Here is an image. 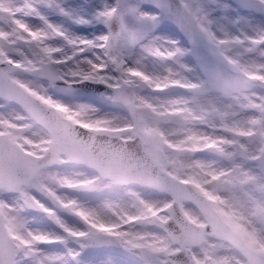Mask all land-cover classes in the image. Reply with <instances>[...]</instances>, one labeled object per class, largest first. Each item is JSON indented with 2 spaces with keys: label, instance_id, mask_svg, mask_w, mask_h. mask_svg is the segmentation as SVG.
I'll return each instance as SVG.
<instances>
[{
  "label": "rangeland",
  "instance_id": "obj_1",
  "mask_svg": "<svg viewBox=\"0 0 264 264\" xmlns=\"http://www.w3.org/2000/svg\"><path fill=\"white\" fill-rule=\"evenodd\" d=\"M182 1L223 57L177 32L168 0H0V62L16 64L11 78L72 122L127 139L142 130L150 156L189 182L264 254V12L259 0ZM113 14L120 16L122 32L109 46ZM160 38L167 41L159 48L164 63L154 75L148 64L155 56L140 57L136 49ZM53 78L104 82L116 91L103 102L67 99L51 89ZM226 109L248 112L239 118L225 115ZM249 130L254 133H237ZM0 134L37 155L51 139L22 106L1 96ZM207 144L219 156L198 155L197 148ZM113 191L123 205L106 216L107 208L99 211L95 203ZM171 201L170 193L63 165L44 166L12 190L0 188L15 264H137L90 251L91 239L103 234L127 247L146 246L164 259L178 247L153 219L165 220ZM182 205L191 221L206 222L198 208ZM191 250L200 263L207 257L212 264H248L241 250L215 235Z\"/></svg>",
  "mask_w": 264,
  "mask_h": 264
},
{
  "label": "water",
  "instance_id": "obj_2",
  "mask_svg": "<svg viewBox=\"0 0 264 264\" xmlns=\"http://www.w3.org/2000/svg\"><path fill=\"white\" fill-rule=\"evenodd\" d=\"M169 9L176 21L179 34L189 42L204 47L211 53L217 51L197 25L181 0H169ZM121 20L114 15L108 26L107 41L114 45L121 34ZM16 65L4 61L0 63V96L22 105L30 115L52 134L49 146L43 155H35L24 150L17 143L0 135V188L12 190L25 185L46 165H67L88 167L103 176L125 185H149L159 191L173 194V202L166 212L170 217L163 221L155 218L159 230L167 232L175 245L181 248L167 254L161 260L157 253L144 246L127 247L110 235L94 237L89 249L106 251L140 264H199L192 255L190 245H198L205 235L215 234L241 248L250 264H264V255L250 249L245 242L223 221L221 216L189 183L174 179L164 171L144 149L146 136L138 130L133 139L109 136L81 124H75L61 116L53 107L46 106L28 93L10 76ZM50 85L60 96L73 100L104 101L107 93L115 92V87L100 82H69L52 79ZM264 90V84H263ZM149 91H154L149 89ZM198 154L217 156L219 151L212 146L198 149ZM69 156L62 160L60 155ZM180 199L197 206L205 217V224H195L184 212ZM0 264H15L14 241L9 235L0 214ZM204 264H210L208 259Z\"/></svg>",
  "mask_w": 264,
  "mask_h": 264
},
{
  "label": "bare ground",
  "instance_id": "obj_3",
  "mask_svg": "<svg viewBox=\"0 0 264 264\" xmlns=\"http://www.w3.org/2000/svg\"><path fill=\"white\" fill-rule=\"evenodd\" d=\"M154 33H156V32H154ZM161 38H160L161 41L159 40L158 42L152 41L151 39L146 40L144 42V44H139L140 47L138 49H136V52L140 53V54H138L140 57H143L145 55H150L153 58L155 56L152 59L153 62L148 64L149 68L152 69L154 75H157V69L162 66V63H164L163 59L161 58V55L159 53V48H162L163 46L165 47L166 46L165 44L167 43V41L163 42ZM168 39L169 38L166 37V40H168ZM160 44H163V46ZM149 59H151V58H149ZM127 76L132 77L135 75H133V73H132V74H128ZM127 82H130V81H127ZM208 100H210V101L213 100V97H211ZM210 101H208L207 103H210ZM79 106L83 110V112H88L90 110L87 105H79ZM240 112L236 111L234 113L229 109H226L224 111L225 115H233L234 117H237L235 115V114H237L239 118L246 116L247 115L246 112H248V111L246 110L244 112V111L240 110ZM242 139H246V138H242ZM145 197L146 196L144 195L143 198H145ZM133 198L137 199V197H133ZM97 201H98V203H95V209H97V210L99 209V211H102V208H105V209L107 208V210L102 211V214H104L106 216L111 215L112 212L115 213V212L119 211V209L123 205V200H121V197L117 196L114 191L111 193H105L104 195H101L99 197V199L96 200V202ZM93 204H94V202H93ZM191 212L193 213V211H191Z\"/></svg>",
  "mask_w": 264,
  "mask_h": 264
},
{
  "label": "snow or ice",
  "instance_id": "obj_4",
  "mask_svg": "<svg viewBox=\"0 0 264 264\" xmlns=\"http://www.w3.org/2000/svg\"><path fill=\"white\" fill-rule=\"evenodd\" d=\"M259 4L261 5V11L264 12V0H259ZM145 7H147V5H145ZM94 15H98V14H94Z\"/></svg>",
  "mask_w": 264,
  "mask_h": 264
}]
</instances>
